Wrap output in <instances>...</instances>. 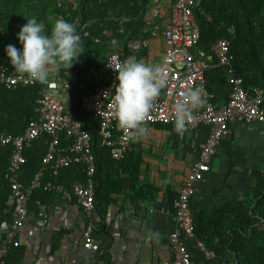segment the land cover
I'll list each match as a JSON object with an SVG mask.
<instances>
[{
    "label": "trees",
    "instance_id": "16d2710c",
    "mask_svg": "<svg viewBox=\"0 0 264 264\" xmlns=\"http://www.w3.org/2000/svg\"><path fill=\"white\" fill-rule=\"evenodd\" d=\"M155 3L156 0H0V66L12 67L5 49L12 44L22 50L17 33L29 18L43 23L47 33L58 18H63L76 25L81 37L84 53L78 57V62L69 70L61 69L59 75L49 81L60 77L71 83L72 112L91 136L96 167L93 238L96 232H101V221L114 192L122 191L120 188L128 185L138 190V197L144 198L150 193L148 190H153L151 187L135 188L140 154L128 150L122 159L113 158L110 149L103 145L100 119L84 109L83 100L112 83L111 72L106 68L111 55L118 53L123 61L133 52L135 43H144L149 38L148 15ZM194 15L199 25V40L192 52L196 59H204L209 64L205 82L211 102L218 109L229 104L234 91L233 77L242 79L244 89L252 95L264 89V0H199ZM222 40L230 43L233 59L229 66L221 65L213 52L215 44ZM147 52L142 46L136 58L143 61ZM46 90L47 84L38 82L16 89L0 88V132L10 136L23 135L38 120V100ZM163 94L164 91L161 96ZM113 133L114 138L121 134L117 122ZM50 139L52 136H40L24 151L25 163L19 172L22 191L27 192L35 176L43 170L41 186L30 190L28 213L38 212L40 205L78 204L75 186L86 184V164H72L61 169L57 176L50 167L45 170L43 160ZM72 143L73 139L67 133L61 134L62 147L67 148ZM13 150L12 146L0 147V230L12 223L17 206V198L7 179ZM123 175L127 177L116 180L117 176ZM254 176L256 186L237 205L229 204L211 213H197L191 204L194 237L207 251L223 256L231 254L238 264H264V171L255 170ZM48 183L63 186L70 196L47 189ZM87 221L88 226L89 219ZM1 239L2 236L0 244ZM14 252L17 255L13 258ZM22 253L23 249L17 246L15 239L5 264H19Z\"/></svg>",
    "mask_w": 264,
    "mask_h": 264
},
{
    "label": "crops",
    "instance_id": "0c3cea01",
    "mask_svg": "<svg viewBox=\"0 0 264 264\" xmlns=\"http://www.w3.org/2000/svg\"><path fill=\"white\" fill-rule=\"evenodd\" d=\"M174 1L156 0L148 15L149 38L132 44L133 52L125 58L136 57L144 46L148 51L145 63L165 64L163 32ZM62 98L72 106L71 99ZM147 127L149 134L131 141L129 150L141 158L135 188L153 190L140 198L138 190L127 185L111 195L101 232L94 237L101 249L85 247L89 218L79 202L40 205L38 212L27 214L17 233L16 244L23 249L19 264H163L173 259L170 236L176 231V222L172 202L198 160L210 128L202 125L179 135L174 126ZM255 170L264 171V123L233 122L210 161V170L196 182L193 210L211 213L239 204L256 186ZM180 239L192 264H238L231 254H207L196 237L181 235ZM16 255L14 252L13 258Z\"/></svg>",
    "mask_w": 264,
    "mask_h": 264
},
{
    "label": "built area",
    "instance_id": "2783aa9c",
    "mask_svg": "<svg viewBox=\"0 0 264 264\" xmlns=\"http://www.w3.org/2000/svg\"><path fill=\"white\" fill-rule=\"evenodd\" d=\"M198 1L176 0L172 7L169 25L163 32L169 85L150 112V118L147 122V126L174 125L173 106L176 100L180 98V93L188 87L203 89L206 102L193 111V121L187 125V131L195 130L203 125L210 128V133L200 151L198 160L192 167L174 202L176 231L170 236L173 259L163 264H192L191 255L180 236L194 237V216L191 204L196 193V182L204 179L205 173L210 170V161L216 153L222 137L229 131L230 124L233 122L264 123V89H260L252 95L244 89L242 79L233 77L234 91L228 105L218 109L211 102V95L207 91L205 82V72L209 68V64L204 59H196L192 52L199 40V25L194 15ZM213 52L219 58L221 65L229 66L232 64L233 57L230 56V43L227 40L215 44ZM201 55L204 56L203 53ZM118 62H122L120 54L116 53L109 57L106 68L111 72L112 83L97 93L85 97L83 104L86 111L96 115L101 121L103 145L110 149L113 158L122 159L130 148L131 140L121 129H119L121 134L115 138L113 133L114 124L117 122L112 104L117 73L112 67ZM232 73L234 74V72ZM34 83L27 76L22 77L18 74L13 67L0 66V88L16 89ZM46 84L47 90L38 100V120L34 121L20 136H10L0 132V147L12 146L14 149L10 158L7 179L17 198L12 223L4 225L0 230V236H2L0 264H5V258L15 242L17 233L24 225L28 214L27 203L30 190L39 188L43 177L42 170L33 179L31 188L27 192L22 191L19 172L25 163L24 151L32 141L45 135L52 136L43 160L45 170L50 167L54 171V175L57 176L61 169L75 163H83L88 167L86 184H77L75 194L79 204L90 219L84 233L85 247L98 250L93 238L96 228L94 221V175L96 167L91 148V136L83 129L82 123L75 119L72 106L62 98L65 96L67 100L70 99L71 83L57 77ZM62 133H67L73 139V143L67 148L60 145ZM46 188L63 191L66 196H70V193L65 191L63 186L48 183ZM200 248L207 254H212L201 243Z\"/></svg>",
    "mask_w": 264,
    "mask_h": 264
},
{
    "label": "clouds",
    "instance_id": "9594fccd",
    "mask_svg": "<svg viewBox=\"0 0 264 264\" xmlns=\"http://www.w3.org/2000/svg\"><path fill=\"white\" fill-rule=\"evenodd\" d=\"M17 38L22 50L12 44L5 49L10 64L22 77L27 76L40 84L58 76L61 69L69 70L84 53L76 25L63 18L54 22L50 33L36 18H29L21 26ZM112 69L117 73L112 101L117 127L129 140L139 141L149 134V114L168 88L166 64L145 63L131 56L116 63ZM205 102L202 88L188 87L180 93L173 106L177 134L183 135L187 131V125L193 121V111Z\"/></svg>",
    "mask_w": 264,
    "mask_h": 264
}]
</instances>
